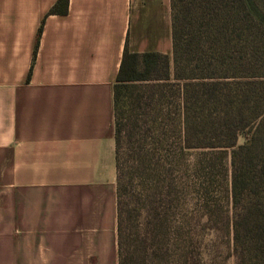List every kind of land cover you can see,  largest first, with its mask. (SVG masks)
Returning <instances> with one entry per match:
<instances>
[{
    "label": "crops",
    "instance_id": "0c3cea01",
    "mask_svg": "<svg viewBox=\"0 0 264 264\" xmlns=\"http://www.w3.org/2000/svg\"><path fill=\"white\" fill-rule=\"evenodd\" d=\"M58 1L0 0V264H118L112 87L170 0Z\"/></svg>",
    "mask_w": 264,
    "mask_h": 264
},
{
    "label": "trees",
    "instance_id": "16d2710c",
    "mask_svg": "<svg viewBox=\"0 0 264 264\" xmlns=\"http://www.w3.org/2000/svg\"><path fill=\"white\" fill-rule=\"evenodd\" d=\"M170 14V55L125 50L112 87L118 264L127 178H145L168 147L177 159L202 150L226 192L225 207L203 202L206 214L235 264H264V11L255 0H170ZM151 222L161 232L165 220Z\"/></svg>",
    "mask_w": 264,
    "mask_h": 264
},
{
    "label": "rangeland",
    "instance_id": "374dc122",
    "mask_svg": "<svg viewBox=\"0 0 264 264\" xmlns=\"http://www.w3.org/2000/svg\"><path fill=\"white\" fill-rule=\"evenodd\" d=\"M255 1L264 11V0ZM243 141L242 137L238 138V144ZM167 149L162 164L145 173V178L137 179V174H133V179L127 178L124 201L128 202L126 210L130 211L132 220L128 222L125 214L121 263L235 264L222 232L215 230L221 224H215L216 216L209 217L203 204L215 202L225 207L224 180L208 170L200 154L202 150L177 159L170 154L171 147ZM140 194H148L156 204L148 201L142 204L138 200L136 205L135 199ZM136 207L137 213L133 210ZM136 215H140L138 221ZM155 215L165 220L161 232L150 223ZM157 233L160 242L151 237Z\"/></svg>",
    "mask_w": 264,
    "mask_h": 264
}]
</instances>
